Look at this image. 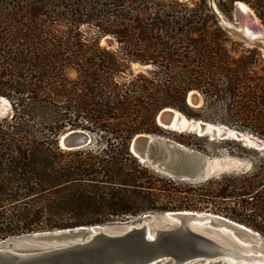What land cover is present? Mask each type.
Wrapping results in <instances>:
<instances>
[{
  "label": "trees",
  "instance_id": "1",
  "mask_svg": "<svg viewBox=\"0 0 264 264\" xmlns=\"http://www.w3.org/2000/svg\"><path fill=\"white\" fill-rule=\"evenodd\" d=\"M228 1L264 25V0ZM106 36L117 50L101 45ZM260 52L231 41L206 0H0V97L10 105L0 116V241L176 211L220 215L264 237V148L156 121L171 107L264 144ZM132 63L154 71L134 74ZM191 91L201 106L187 102ZM69 130L91 143L62 149ZM140 133L204 155L183 133L209 139L244 165L196 183L170 177L130 151Z\"/></svg>",
  "mask_w": 264,
  "mask_h": 264
},
{
  "label": "water",
  "instance_id": "2",
  "mask_svg": "<svg viewBox=\"0 0 264 264\" xmlns=\"http://www.w3.org/2000/svg\"><path fill=\"white\" fill-rule=\"evenodd\" d=\"M234 2L235 22L245 11ZM219 22V15L209 6ZM249 11L251 9L249 8ZM252 13V11H251ZM252 18L256 17L253 13ZM264 58V43L233 28H224ZM264 32V28L261 27ZM147 68V66H144ZM190 93V92H189ZM186 100L197 105L198 93ZM5 100V105H3ZM0 97V114L9 107ZM192 106V105H191ZM160 127L195 133L213 139H235L264 148L261 140L202 120L188 119L166 107L156 117ZM83 130H69L59 139L65 150L89 145ZM250 141V142H249ZM130 151L142 163L170 177L193 183L205 181L238 167V161H218L162 136L140 133L133 137ZM264 239L251 228L209 212L176 211L146 213L126 221L29 233L0 241V264H264Z\"/></svg>",
  "mask_w": 264,
  "mask_h": 264
},
{
  "label": "rangeland",
  "instance_id": "3",
  "mask_svg": "<svg viewBox=\"0 0 264 264\" xmlns=\"http://www.w3.org/2000/svg\"><path fill=\"white\" fill-rule=\"evenodd\" d=\"M179 1H183V0H179ZM206 3L208 5V7L210 6V4L214 3V5L221 12V14L228 21H230L231 23L234 24V22H235L234 3H231L228 0H206ZM251 11L255 15L254 11L253 10H251ZM252 13H250V14L249 13H245L242 18L247 20V21H250V22L252 21V23L249 22L250 27L252 29H258V28L261 29V27L264 28V25L261 23L260 19L256 15H255L256 18H257L256 22L253 21V18L251 16ZM217 23H218V26L227 34V36L229 37V39L231 41L236 42V43H240L243 48L251 47V46L247 45L246 43H244V41H242L241 39L236 38V37L232 36L230 33H228L219 24L218 21H217ZM235 25L239 26L240 22H238ZM83 30H84V32H85V34L87 36H91L92 34H94L96 32L95 29H92V28H90L88 26H85L83 28ZM101 45L106 46L108 49H111V50H114V51L117 50L118 47H119L117 42H116V40L113 37H111V36H106V37L101 38ZM256 48H258V47H256ZM258 50L260 51L259 48H258ZM260 53L262 55V52H260ZM263 63H264V58H263ZM144 66H147V68H144ZM153 69L154 68L151 65H142V64H139V63H132L131 64V72L134 73V74H136L138 72H142V73H145V74L149 75V74H152V72L154 71ZM69 75L70 76H74L75 73L73 71H70ZM196 92L197 91H195V93ZM197 93H198V96H199V99H200V102H199V104L197 106H201L203 104V97H202V95L199 92H197ZM3 105H5V103H3ZM8 110H9V107L4 113H1L0 116L6 114L8 112ZM209 123L216 124V125L220 124V123H214V122H209ZM227 127L233 129V127H231V126H227ZM234 129L238 130L237 128H234ZM165 131H168V130L166 129ZM185 132H187V131H185ZM178 133H180V132H178ZM183 134H185V138H186L185 140H188V141L190 140L192 142H195L197 144L204 145L205 147H207L208 155L206 154V156H209L211 158H215L218 161H224V162L237 161V158L229 156V154L226 152V150L224 148H221V145H216L215 143H213L212 141L209 140L210 138L206 139V140L203 139V138L201 140H192V139L187 138L186 133H183ZM154 135H156V134H154ZM158 136H160V135H158ZM166 136L170 137L171 135H169V133H167ZM252 147L255 148V146H252ZM238 164L239 165H238L237 168H235L233 170H230V171L239 170L244 165L243 162H241V161L239 162V160H238ZM263 239H264V237H263Z\"/></svg>",
  "mask_w": 264,
  "mask_h": 264
},
{
  "label": "bare ground",
  "instance_id": "4",
  "mask_svg": "<svg viewBox=\"0 0 264 264\" xmlns=\"http://www.w3.org/2000/svg\"><path fill=\"white\" fill-rule=\"evenodd\" d=\"M213 9L217 12V14L219 15V24L223 27V28H233L236 31H239L241 34L246 35L248 37L257 39L259 41H261L262 43H264V32L262 29H252L250 27L249 22L243 18L238 19L237 23L240 22L239 26H236L235 24L237 23H231L230 21H228L222 14L221 12L216 8V6L214 5V3L211 4ZM237 5H239L242 9H244L245 13H251V11H249V7L243 3V2H237ZM243 17V16H242ZM256 17L253 18V21L256 22ZM252 23V21L250 22ZM195 93V91H191L189 93V98L190 95ZM3 103H7L5 102V100H3ZM188 103L191 105H194L193 102L190 101V99L188 100ZM233 130V129H232ZM247 137L248 140H252V138L250 137V135H245ZM250 142V141H249ZM249 146V145H248ZM252 147V146H250Z\"/></svg>",
  "mask_w": 264,
  "mask_h": 264
}]
</instances>
